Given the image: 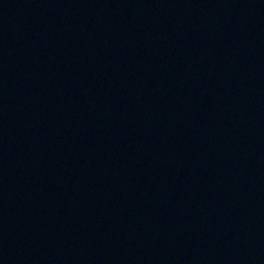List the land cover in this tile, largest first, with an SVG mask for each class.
<instances>
[{"label": "water", "instance_id": "water-1", "mask_svg": "<svg viewBox=\"0 0 264 264\" xmlns=\"http://www.w3.org/2000/svg\"><path fill=\"white\" fill-rule=\"evenodd\" d=\"M0 264H264V0H0Z\"/></svg>", "mask_w": 264, "mask_h": 264}]
</instances>
